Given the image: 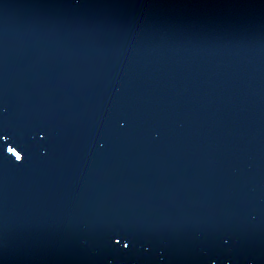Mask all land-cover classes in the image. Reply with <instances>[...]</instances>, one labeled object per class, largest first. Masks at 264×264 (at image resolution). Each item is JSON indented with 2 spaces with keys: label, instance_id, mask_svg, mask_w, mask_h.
Here are the masks:
<instances>
[{
  "label": "water",
  "instance_id": "1",
  "mask_svg": "<svg viewBox=\"0 0 264 264\" xmlns=\"http://www.w3.org/2000/svg\"><path fill=\"white\" fill-rule=\"evenodd\" d=\"M0 130V264H264V0H0Z\"/></svg>",
  "mask_w": 264,
  "mask_h": 264
},
{
  "label": "snow or ice",
  "instance_id": "2",
  "mask_svg": "<svg viewBox=\"0 0 264 264\" xmlns=\"http://www.w3.org/2000/svg\"><path fill=\"white\" fill-rule=\"evenodd\" d=\"M32 131H33V138L34 139L38 138L39 141L46 140L47 132L43 127L37 126ZM10 139H12V137L6 131L0 130V141H4L7 143ZM6 152L11 153V155L15 157L16 161L22 162L24 159V155H21L22 152L17 151L16 147L8 146L6 148ZM118 235H120L125 241H127L123 244L122 250H128L130 248V245H131V239L129 237H127L124 233H118ZM114 243L116 245H119L121 243V239H116L114 241ZM213 264H215V261H213Z\"/></svg>",
  "mask_w": 264,
  "mask_h": 264
}]
</instances>
